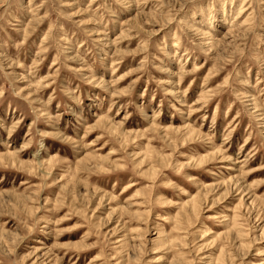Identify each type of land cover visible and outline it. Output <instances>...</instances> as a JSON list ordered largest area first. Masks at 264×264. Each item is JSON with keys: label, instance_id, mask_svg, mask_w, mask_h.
Here are the masks:
<instances>
[{"label": "rangeland", "instance_id": "rangeland-1", "mask_svg": "<svg viewBox=\"0 0 264 264\" xmlns=\"http://www.w3.org/2000/svg\"><path fill=\"white\" fill-rule=\"evenodd\" d=\"M0 264H264V0H0Z\"/></svg>", "mask_w": 264, "mask_h": 264}, {"label": "bare ground", "instance_id": "bare-ground-1", "mask_svg": "<svg viewBox=\"0 0 264 264\" xmlns=\"http://www.w3.org/2000/svg\"><path fill=\"white\" fill-rule=\"evenodd\" d=\"M38 157V156H37Z\"/></svg>", "mask_w": 264, "mask_h": 264}]
</instances>
